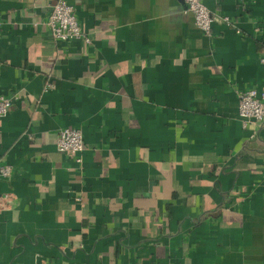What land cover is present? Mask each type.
<instances>
[{
    "label": "crops",
    "instance_id": "0c3cea01",
    "mask_svg": "<svg viewBox=\"0 0 264 264\" xmlns=\"http://www.w3.org/2000/svg\"><path fill=\"white\" fill-rule=\"evenodd\" d=\"M0 0V264H264V0ZM83 133L82 162L58 133Z\"/></svg>",
    "mask_w": 264,
    "mask_h": 264
},
{
    "label": "built area",
    "instance_id": "2783aa9c",
    "mask_svg": "<svg viewBox=\"0 0 264 264\" xmlns=\"http://www.w3.org/2000/svg\"><path fill=\"white\" fill-rule=\"evenodd\" d=\"M188 11L194 16L196 25L205 32H210L216 17L204 4L203 0H185ZM0 18V29L2 27ZM52 37L56 40L83 39L90 43L91 39L79 22L74 6L68 0H58L47 21ZM264 63V58L261 59ZM14 98L0 94V118L6 116ZM239 116L245 125L259 123L264 120V90L250 88L239 93ZM57 147L64 153H72L77 162H82L85 150L83 133L77 128H63L57 137ZM12 174L9 165L0 163V177L8 178Z\"/></svg>",
    "mask_w": 264,
    "mask_h": 264
}]
</instances>
